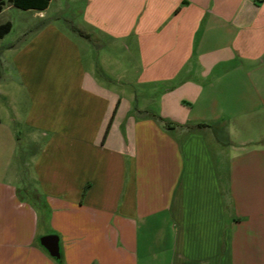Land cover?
Instances as JSON below:
<instances>
[{
	"label": "crops",
	"instance_id": "0c3cea01",
	"mask_svg": "<svg viewBox=\"0 0 264 264\" xmlns=\"http://www.w3.org/2000/svg\"><path fill=\"white\" fill-rule=\"evenodd\" d=\"M50 3L0 92V264H264V0H86L79 38ZM105 39L132 42L133 79L85 65ZM114 79L164 86L159 107L119 109ZM219 118L244 130L223 160Z\"/></svg>",
	"mask_w": 264,
	"mask_h": 264
},
{
	"label": "rangeland",
	"instance_id": "374dc122",
	"mask_svg": "<svg viewBox=\"0 0 264 264\" xmlns=\"http://www.w3.org/2000/svg\"><path fill=\"white\" fill-rule=\"evenodd\" d=\"M85 2L86 0H51L48 9L44 13L47 17H54L55 23L74 38H79L77 33H79L78 30L80 31L81 25H84L81 15ZM41 20V18L36 17L32 9H21L8 2L4 4L3 9L0 11V23L10 21L12 24L10 31L0 38V92L4 90L13 92V88L10 86L12 83L11 79H15L14 71L11 67L12 51L27 40L28 35H30L27 31L41 25ZM104 41L106 43V49L104 51H99V48L96 50L97 46H99L97 43H93L91 46L87 45V50L82 48L85 65L88 68L93 67L96 73L104 72L111 78H115L121 73H126V76L133 79L131 75L134 73V70L136 71L138 69L136 68L137 64H134L137 61V54L136 52L134 53L131 47L132 42L122 40L117 43H112L109 39H105ZM100 59L102 61H99ZM105 87L110 91L108 96L111 99L115 98L114 105L118 104L121 110H125L127 104L134 108L144 107L146 109L156 110L160 104L157 100L159 92L154 93V91H150V93H153L149 95L147 90L149 88H157L156 90L164 88V86L136 84L133 82L126 84L124 79H114ZM125 97L130 98V100L127 101ZM0 102H2V97H0ZM2 111L5 113L3 109ZM191 116L192 114H187L183 118L189 120ZM219 119V122H221L219 124L222 126H218L215 132V129L210 128L204 130V133L208 137L213 136L216 138L217 145L215 146L213 141H211L210 148L214 157H216L219 151L221 159L223 160L235 151L234 146L236 144L233 142L244 137V130L233 122V120L228 122V118ZM222 123H226V125L224 126ZM17 128L21 130L20 125ZM223 167L221 162L219 173L222 181L224 179Z\"/></svg>",
	"mask_w": 264,
	"mask_h": 264
},
{
	"label": "trees",
	"instance_id": "16d2710c",
	"mask_svg": "<svg viewBox=\"0 0 264 264\" xmlns=\"http://www.w3.org/2000/svg\"><path fill=\"white\" fill-rule=\"evenodd\" d=\"M5 1H8L13 6L21 8V9H39V10L44 9L48 5V2H49V0H0V11ZM10 29H11V23L9 21L0 23V38L3 37L5 34H7L10 31ZM78 32L79 34L84 36L81 30L80 31L78 30ZM152 116L154 119L158 120L164 128H167V129H171L175 127L193 129V128H201V127L207 126L206 123H202V122L181 124L173 120L165 119L156 114H152ZM87 186L88 184L84 185L82 189V196L84 195ZM61 261H62V258L60 256V258L58 259V262L61 263Z\"/></svg>",
	"mask_w": 264,
	"mask_h": 264
},
{
	"label": "water",
	"instance_id": "95a60500",
	"mask_svg": "<svg viewBox=\"0 0 264 264\" xmlns=\"http://www.w3.org/2000/svg\"><path fill=\"white\" fill-rule=\"evenodd\" d=\"M40 244L48 251L50 256L55 259L60 258L58 236L56 234H47L39 238Z\"/></svg>",
	"mask_w": 264,
	"mask_h": 264
}]
</instances>
